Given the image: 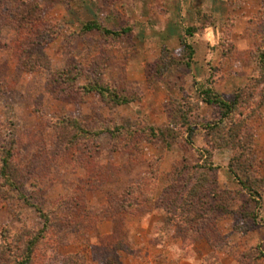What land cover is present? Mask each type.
<instances>
[{
  "label": "rangeland",
  "instance_id": "obj_1",
  "mask_svg": "<svg viewBox=\"0 0 264 264\" xmlns=\"http://www.w3.org/2000/svg\"><path fill=\"white\" fill-rule=\"evenodd\" d=\"M32 1L42 7L41 24L47 25L53 38L45 48L50 65H38L35 71L29 72L23 69L25 58L21 52L22 43L31 37L26 27L18 28L19 19L12 18L10 12L17 13V8L22 9L25 3L32 4ZM88 3L86 7L83 0H0V264H7L3 258L9 260L10 247H18L20 241L25 243L27 231L44 229L39 209L50 219V231L36 247L35 264H92L95 258L104 261L114 255L115 249L111 247L115 237L102 240L107 247H100L101 238L96 230L100 222L96 221V216L108 212L112 208L111 198L120 194L114 182L105 180V173L113 165L119 166L125 170L122 173L125 179L139 182L142 175L149 172V165L139 164L135 169L131 154L111 151L109 135L86 139L80 128L67 124L70 119L88 126L96 117H112L119 125L138 132L137 137L142 139V128L164 127L177 103L190 105L194 109L192 120L196 132L185 136L187 142L174 144L171 149L162 142H139L140 153L150 161L156 160L155 165L158 162L161 175L154 186L156 194L162 195L164 190L168 193L160 209L164 212L169 209L167 200L171 199L179 208L188 199L189 190L202 172L195 168L199 161L198 150H212L219 188L233 193L238 190L232 174L231 179L226 178L233 152L206 144L203 125L214 120L215 110L202 102L199 93L206 85L215 88L217 77L234 75L236 71L226 73V67L224 75L213 66L208 73L200 75L201 80H193L185 65L188 52L183 50L188 43L194 45L195 37L199 40L206 29L217 23L207 21L194 26L179 23L176 32L183 33L185 40L179 41L176 48L159 47L155 28L158 25L153 21L138 17L136 21L128 20L127 15L122 14L127 9L122 8L118 0L114 6L119 10L111 6L110 0ZM112 7L118 15H114ZM224 8L229 15L223 21L222 36L227 29L235 27L236 14H246L249 16L240 17L249 22L243 27L240 24V30L245 31V45L251 38L247 51L256 49V39L264 47V35H259L257 26L260 14L254 3L245 6L228 3ZM90 21H98L114 31H130L121 39L106 41L97 31L82 32L83 26ZM192 27L197 31L189 37L187 29ZM218 43L224 46L223 40ZM165 50L171 52L169 57L163 56L169 68L160 74L156 71L157 60ZM100 59L108 83L125 81L142 95V100L109 109L99 96L84 95L82 87L88 83L87 74L96 68ZM249 59L250 56H246L237 63L252 70L248 81L260 72L258 65ZM232 63L228 60L223 65ZM72 66H77L80 74L74 85L69 86L59 74ZM222 89L223 97L231 100L240 88ZM261 111V118L249 120L256 135L255 157L251 164L253 178L264 177V107ZM137 137H130L132 146ZM6 151L12 152L13 173L19 183L17 189L7 185L1 177ZM100 173L105 175L104 180H91ZM226 199L225 204L232 214L222 215L220 208L211 209L208 218L199 225L207 230L205 235L196 241L195 235L183 234L186 255L201 260L202 264H264V194L257 202L246 194L221 195L222 202ZM82 209L86 214L82 215ZM235 212L254 214L256 220L247 218L246 228L236 229L242 221L240 216L233 214ZM85 215L90 218L83 223Z\"/></svg>",
  "mask_w": 264,
  "mask_h": 264
},
{
  "label": "trees",
  "instance_id": "obj_2",
  "mask_svg": "<svg viewBox=\"0 0 264 264\" xmlns=\"http://www.w3.org/2000/svg\"><path fill=\"white\" fill-rule=\"evenodd\" d=\"M236 1V0H234ZM32 4L25 3L22 9L17 8V13L10 12L12 18L18 17L19 29L26 27L31 39L22 43V58L23 69L29 72L36 70L38 65H50V61L47 57L45 48L50 43L52 36L48 33L47 25L41 24V9L42 7L35 1ZM23 11V12H22ZM13 14V15H12ZM201 14H199V17ZM203 23L210 21V17L207 15L202 16ZM258 30L259 35H264V0H262V6L260 15L258 16ZM37 25V26H35ZM41 25V26H40ZM232 27V26H230ZM224 32L222 40L223 46V63L230 60L234 64L241 63L243 58L250 56V59L254 61L259 67V75L252 77L241 87L233 99H225L212 85L204 86L200 93L202 102L215 110L214 120L208 121L203 125L205 130V141L207 146H212L217 150H230L233 155L229 162V172L232 174L234 180L237 183L238 190L236 193L231 191H222L218 185L217 171L218 168L213 163V152L210 149L198 150V163L195 168L202 170L200 176H197L195 185L189 190L188 199L182 203L179 208H176V204L173 201L167 200L169 209L166 210L167 218L166 224H175L179 226L180 231L187 236L195 235L194 239L197 241L207 230L202 229L199 225L204 219H207L211 209L220 208L222 215L231 213V210L226 206L228 199L221 200V195L224 196H240L246 194L249 198L257 200L264 194V177L253 178L251 176V164L255 157V133L252 127L249 125V120L254 117L262 116V108L264 107V47L257 43L255 40V48L252 50L239 51L231 42L232 28ZM99 32L106 41H113L123 38L129 33V29H122L120 31H114L107 27H103L98 21H90L82 28L83 33ZM197 28L192 27L187 29V36L193 37ZM260 38V37H259ZM262 43V41H261ZM186 49V50H185ZM255 49V50H254ZM188 52V61L185 65L190 67L194 49L191 44H187L184 49ZM168 50L162 53L160 59L157 60L156 71L161 74L169 68V65L165 63L163 56H168ZM169 57V56H168ZM235 59V60H234ZM249 59V60H250ZM233 60V61H232ZM99 60L96 68L89 71L87 74L88 83L82 87L84 95L94 94L100 97L103 104L109 109H117L122 106L131 105L137 101L142 100V95L131 88L125 81L110 84L106 81V75L104 73L102 62ZM77 66L63 71L59 74L62 80L69 84L74 85V81L80 73L77 70ZM83 72V71H82ZM85 72V71H84ZM87 72H85L86 74ZM260 89V91H258ZM258 96V98H256ZM256 101V103H254ZM246 109L248 113L246 114ZM193 114L194 109L190 105L185 103H177L173 108V113L169 122L161 128L150 127L149 129L142 128L140 133L142 139L137 136L138 132L133 131L124 125H119L116 119L112 117L108 118H94L92 124L83 126L82 123L75 119H70V124L73 128H80L82 135L86 139H95L102 135H109L111 137L110 149L112 152L122 151L131 154L132 164L138 165L144 162V157L141 155L139 149L140 140H146L147 142H162L167 149H171L174 144H180L187 142L185 136L194 135L193 129ZM130 137H137L135 144L131 145ZM94 140H92L93 142ZM131 145V146H130ZM130 147V148H129ZM12 152L6 151V156L3 158V166L1 177L4 179L7 185L17 189L19 183L16 175L14 176V164L12 163ZM156 160L151 163V173L145 175L144 178L137 184L128 187L122 193L117 194L114 198H111V208L108 212H103L96 216V221H102L105 219L115 220L118 225V233L114 240H117L115 247H123L121 239V225L123 219L128 214L136 217H143L155 210L160 209L161 202L166 199L168 195L167 191L162 195H157L155 187L161 172L155 165ZM121 167L113 165L108 172L105 173L107 179L110 182H117L119 180ZM104 174L93 176L91 180H104ZM161 175V174H160ZM97 182V181H96ZM105 182V181H102ZM153 184V185H152ZM153 186V187H152ZM84 209V208H83ZM82 209V215L85 210ZM179 209V213H177ZM38 212L44 219V229L39 232L27 231L24 234L26 240L24 244L22 241L18 243V247L9 248V260L3 258L7 264H35L34 253L36 247L40 243L43 235L50 231V219L42 213L39 209ZM232 214V213H231ZM235 216H240L242 223L236 226V229L244 230L247 224V218L255 221L256 216L254 214L247 215L246 213H233ZM89 216L85 215V221ZM90 218V217H89ZM202 221V222H201ZM246 222V223H243ZM249 222V221H248ZM87 227V225H86ZM120 232V233H119ZM118 234V235H117ZM118 236V237H117ZM184 236V235H183ZM194 241H192L193 243ZM11 249V250H10ZM8 250V249H7ZM14 250V251H12ZM110 261V258H109ZM4 264V263H3Z\"/></svg>",
  "mask_w": 264,
  "mask_h": 264
},
{
  "label": "crops",
  "instance_id": "obj_3",
  "mask_svg": "<svg viewBox=\"0 0 264 264\" xmlns=\"http://www.w3.org/2000/svg\"><path fill=\"white\" fill-rule=\"evenodd\" d=\"M86 2V7L89 5L90 0H83ZM121 2V6L125 10L123 15H127L128 20L136 21L135 18L149 19L156 23L158 26L156 32L158 35L156 37L159 39V47H179V41L185 40L182 36L183 33L177 34L176 27L179 23H186L188 26H194L195 24L203 23V15L211 16L210 22L217 23L215 27H211L205 30V33L198 40L197 37L194 38V56L192 63L188 70L192 73V79L201 80L200 75L202 73H208L211 67H216L219 70L218 73H224V69L228 67L226 73L232 70L236 73L234 75L227 74L223 78H218V82H214V86L222 96H224V90L222 88H228L234 90L235 87L241 88L248 82V77L251 76L252 70L250 68L241 66V64H226L223 65V46H219L218 41L222 40L223 34V21L229 15V11L226 13L224 7L228 6V3L233 4H252L254 3L258 9V14H260L262 0H236L230 2L228 0H118ZM111 6L117 2V0H110ZM202 6V7H201ZM223 6V7H221ZM114 15H118V12L113 10ZM221 7V8H220ZM224 8V9H223ZM118 9V8H117ZM221 9V10H219ZM119 10V9H118ZM208 12V13H207ZM150 18H145L148 17ZM206 13V14H205ZM199 14L201 16L199 17ZM244 14V13H242ZM257 14V15H258ZM125 15V16H126ZM249 15H238L236 14L235 27L232 29L231 42L239 51H245L248 49V40L245 43V31L240 30V24L242 27L245 26L244 23L249 19L243 17ZM253 17V15L251 16ZM242 18V20H241ZM140 20V19H138ZM147 21V20H146ZM109 23H113L110 21ZM175 26V27H174ZM221 37V39H220ZM191 43V41L189 40ZM193 44V42H192ZM187 68V66H185ZM230 68V69H229ZM157 122V121H153ZM164 124V123H163ZM121 152V151H117ZM142 155V154H141ZM144 157V164L149 165V172L144 173L141 178L145 175L151 173V164L153 161L148 160V157ZM152 160V159H151ZM143 163H140V165ZM229 165V163H228ZM227 165V166H228ZM139 167L135 165L136 169ZM123 171L120 172V178L117 182H114L113 186L117 187L118 193H122L128 187L136 184L137 181L127 180L123 177ZM227 168L226 178L231 179L232 176ZM142 180V179H140ZM140 182V181H139ZM138 183V182H137ZM223 184V182H222ZM167 214L162 209L155 210L143 217H136L134 215L128 214L124 217L123 223L121 225V239L123 242V247L116 248V242L111 248L115 249L114 255L103 260L94 259L92 264H202L201 260L196 258H191L186 255L184 250V237L181 234L179 226L175 224H166ZM119 225L115 220L105 219L98 223L96 230L98 232L100 239V247L106 248L102 240L116 237V231H118ZM119 232V233H120ZM179 233V234H178ZM118 235V234H117ZM118 237V236H117ZM182 252L181 255L177 254ZM183 254V255H182ZM182 257V258H176Z\"/></svg>",
  "mask_w": 264,
  "mask_h": 264
}]
</instances>
